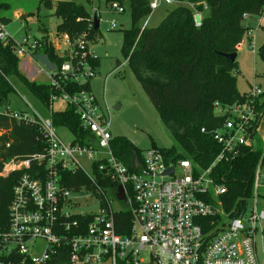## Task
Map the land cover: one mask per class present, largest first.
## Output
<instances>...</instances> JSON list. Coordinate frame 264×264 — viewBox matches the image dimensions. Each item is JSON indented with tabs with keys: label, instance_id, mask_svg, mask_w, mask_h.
I'll use <instances>...</instances> for the list:
<instances>
[{
	"label": "built area",
	"instance_id": "obj_1",
	"mask_svg": "<svg viewBox=\"0 0 264 264\" xmlns=\"http://www.w3.org/2000/svg\"><path fill=\"white\" fill-rule=\"evenodd\" d=\"M157 5V0L152 1L151 10ZM109 9L125 12L117 1ZM146 27L145 23L142 30ZM111 28H115L114 22ZM43 32L41 38L26 31L16 39L0 21V43L19 62L28 58L38 64L42 59L47 68L38 66V74L51 89L47 119L26 100L28 111L0 104V119L37 126L44 140L40 152L4 164L2 177L18 174V178L8 220L0 225V264H260L256 249L258 235L264 239V210L258 212V190L264 186L260 167L252 195L254 207L248 214L246 206L241 211L225 210L227 186L214 169L234 160L241 148H254L253 135L262 116L257 110L261 90L254 88L245 102L222 108L220 115L229 118L213 132L218 154L208 168L151 148L138 157L140 166L135 170L133 160L125 165L113 145L110 108L92 94L90 82L96 69L90 62L95 58L91 42L86 36L71 40L57 31ZM43 46L64 59L62 64L41 53ZM6 80L15 90L9 78ZM56 103L78 116L89 134L85 144L76 142L75 136L69 144L59 137L51 118ZM83 157L91 163V174L79 162ZM171 168L173 174L164 175ZM76 172L88 179L90 188L81 186L75 191L64 185V175ZM98 174L109 185L99 186ZM120 186L126 204L115 197ZM107 189L124 209H113ZM85 194L95 199L97 212L80 209ZM123 211L130 213L131 221L120 233L115 214Z\"/></svg>",
	"mask_w": 264,
	"mask_h": 264
},
{
	"label": "trees",
	"instance_id": "obj_2",
	"mask_svg": "<svg viewBox=\"0 0 264 264\" xmlns=\"http://www.w3.org/2000/svg\"><path fill=\"white\" fill-rule=\"evenodd\" d=\"M113 1L123 7L127 2L131 11L133 27L123 33V57L184 154L168 155L174 154V149L161 151L178 159H191L201 168H208L218 154L213 132L229 118L214 114L217 105L243 103L248 96L240 94L236 88L237 61L231 62L223 55L237 54L250 30L244 25L245 19L264 18V0H172L173 9L160 25L144 30L140 25L152 13V0H108V7ZM42 5L59 20L58 33L67 34L71 40L86 36L90 42L96 41L99 29H94L91 0H42ZM7 9L8 5L0 0V14ZM197 13L201 15L200 26L194 20ZM37 19L39 23V14ZM39 29L47 30H43L41 24ZM40 52L48 54L57 65L64 61L47 46ZM90 62L97 69L99 59ZM6 78L20 80L28 92L48 108L49 84L23 75L18 58L0 43V104L8 103V96L14 92ZM257 110L263 113L264 102ZM51 118L56 128L68 129L76 142L85 144L89 139L72 109L54 111ZM113 145L118 149L119 159L127 166L131 165L134 152L141 157L136 146L126 138H114ZM43 146L44 140L37 126L0 119V225L8 220V207L18 178V174L2 177L4 164L12 158H26L40 152ZM259 167L264 176L263 150L246 147L241 148L231 162L216 166L214 174L228 190L223 200L227 212L241 211L246 206V199L252 198ZM97 177L99 186L109 185L102 175ZM64 185L75 191L81 186L90 188L88 179L79 172L65 174ZM258 192L260 198L264 186ZM115 221L118 231L124 233L131 215L127 211L116 213ZM121 223L123 225L119 226Z\"/></svg>",
	"mask_w": 264,
	"mask_h": 264
},
{
	"label": "rangeland",
	"instance_id": "obj_3",
	"mask_svg": "<svg viewBox=\"0 0 264 264\" xmlns=\"http://www.w3.org/2000/svg\"><path fill=\"white\" fill-rule=\"evenodd\" d=\"M107 1L91 0L93 11H97L99 30L96 41L90 44V52L93 57L99 59V65L95 70V77L91 80L90 86L92 94L98 102L102 105L107 104L111 110L110 131L113 137H123L132 142L141 156L151 148L167 149V151L174 149V154L168 155H183L184 152L161 122L150 98L132 72L127 60L123 57V33L133 27L130 7L127 2H124L125 12L117 14L109 9ZM1 2L7 4L8 9L0 14V19L7 23L6 30L16 39H21L26 31L34 37L41 38L44 32L38 31L40 24L43 30L47 29L50 33L55 34L57 31L59 20L52 11L44 8L42 0H1ZM157 2V8L140 26H144L146 23L150 29L157 28L173 9V6L164 0H157ZM37 14H39V23H37ZM24 15L26 17H23ZM259 19L261 18L250 17L244 21V25L250 30L237 52L234 74L237 91L240 94H250L254 88H259L263 94L259 97V102L262 104L264 102V55L262 54L264 18H262L261 23H259ZM113 22L115 23L114 29L111 28ZM26 61L28 58H21L19 68L21 73L30 79L24 70ZM37 63L32 62L35 69H38V66L47 68L42 59L37 60ZM9 80L15 90L8 96L7 107L17 111H28L29 109L25 104L26 100L43 119L49 117L46 107L28 92L20 80L16 78H9ZM37 81L45 82L46 78L39 76ZM64 108L62 103H56L53 110L62 111ZM222 108V106H218L214 114H222ZM56 132L66 144L73 142L74 135L68 129L57 127ZM253 144L255 150H264V111ZM79 162L87 173H92L91 163L86 158L79 159ZM105 193L115 211L124 209V206L114 198L110 190L107 189ZM245 204L248 214V211L254 207L252 198H247ZM80 205L82 206L81 210L88 212H97L98 210L95 199L86 194L83 196ZM258 206V212L264 210V192L260 193ZM262 226L264 228V223ZM256 249L259 263L264 264V239L260 234Z\"/></svg>",
	"mask_w": 264,
	"mask_h": 264
},
{
	"label": "water",
	"instance_id": "obj_4",
	"mask_svg": "<svg viewBox=\"0 0 264 264\" xmlns=\"http://www.w3.org/2000/svg\"><path fill=\"white\" fill-rule=\"evenodd\" d=\"M167 3L172 4V0H167ZM93 24H94V29L97 30L99 29V20H98V15H97V11H93ZM195 23L197 26L201 25V15L200 14H196L194 17ZM226 59L230 60L231 62H234L236 60L237 54H226L223 55ZM140 166V162H139V158L136 152H134L133 155V168L136 170L138 169ZM174 169L171 168L169 170H167L164 175H168V174H173ZM115 197L117 198V200L123 202V203H127L126 200V196L124 194V190L123 188L120 186L117 189L116 195Z\"/></svg>",
	"mask_w": 264,
	"mask_h": 264
},
{
	"label": "crops",
	"instance_id": "obj_5",
	"mask_svg": "<svg viewBox=\"0 0 264 264\" xmlns=\"http://www.w3.org/2000/svg\"><path fill=\"white\" fill-rule=\"evenodd\" d=\"M23 17H26L25 15ZM261 19H259V23H261ZM38 23V22H37ZM41 29H38V31H40ZM42 31V30H41ZM43 32V31H42ZM243 44V43H242ZM242 44L240 45V47L242 46ZM240 47H238V51L240 50ZM24 70L26 72L27 75L30 76V79L31 80H38V77L39 76H42L40 74H38V70L35 69L33 66H32V61L28 60L24 63ZM47 81V80H46ZM45 81V82H46Z\"/></svg>",
	"mask_w": 264,
	"mask_h": 264
}]
</instances>
